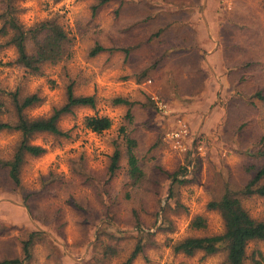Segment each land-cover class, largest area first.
I'll return each instance as SVG.
<instances>
[{"label": "rangeland", "instance_id": "obj_1", "mask_svg": "<svg viewBox=\"0 0 264 264\" xmlns=\"http://www.w3.org/2000/svg\"><path fill=\"white\" fill-rule=\"evenodd\" d=\"M14 3L25 27L56 19L72 40V55L33 74L15 63L16 48L0 35V96L11 109L2 118H14L11 92H37L43 102L27 112L47 116L66 102L70 83L78 95H95L97 105L61 117L67 136L32 138L46 152L27 156L20 188L0 165V259L21 256L23 241L38 230L43 234L23 264H222L224 247L187 255L173 246L223 232L224 219L209 203L240 191L250 167L264 163L257 153L264 149V103L256 97L264 94V0H110L97 8L98 0ZM181 19L190 23V50L169 56ZM98 44L105 50L91 55ZM154 95L168 103L167 112ZM118 96L134 102L132 121L129 106L113 102ZM91 115L110 117L111 127L92 131L85 124ZM182 123L188 133L175 137ZM122 128L137 141L145 171L137 184L127 174ZM20 139L18 131L1 130L0 158H12ZM116 146L121 169L110 178ZM242 203L264 221V197L242 195ZM197 216L206 227L192 226ZM246 264H264V242L249 243Z\"/></svg>", "mask_w": 264, "mask_h": 264}, {"label": "trees", "instance_id": "obj_2", "mask_svg": "<svg viewBox=\"0 0 264 264\" xmlns=\"http://www.w3.org/2000/svg\"><path fill=\"white\" fill-rule=\"evenodd\" d=\"M108 1L110 0H98L95 8ZM1 2L3 9L0 11V35L5 37L3 45H13L16 48L15 63L17 65L26 68L30 73L38 74L41 73L45 64H56L71 57L72 40L56 19L43 20L30 27H25L18 14L20 9L15 6L14 0H1ZM104 50L105 47L98 44L90 53L96 55ZM256 97L264 103L262 92H258ZM10 101L15 115L12 120H4L2 115L6 112L10 113L11 109L8 107V102L0 96V131H18L21 133V139L13 157L10 159L0 158V165L7 170L14 186L20 188L22 185L21 172L27 156L36 157L46 152V148L42 145L32 143V138L43 132L67 136L68 133L63 131L59 125L61 117L72 113L77 107L95 108L97 98L95 95L76 94L74 85L70 83L67 88L66 102L53 108L49 115L38 117H32L27 112L28 108L43 102V97L37 92L22 96L18 91H14L10 93ZM113 102L128 105L127 117L130 121L133 120V101L118 96L113 99ZM85 124L92 131L101 133L111 127L112 119L108 116L91 115L86 117ZM124 128H122V132L125 133L127 174L132 183L137 184L145 178V171L136 153L137 141L129 136ZM257 153L264 158V149ZM122 157L123 152L120 146H116L107 169L110 178L114 177L121 169ZM250 170L252 172L251 179L240 191L231 192L229 190L230 192H227L219 200L209 203V208L220 211L224 219V231L218 234L183 238L174 244L175 252L193 255L197 251H204L211 255L216 254L224 247L226 257L222 264H246L249 243L251 241L264 242V221L254 218L242 203V195L264 197V163L251 166ZM187 172L188 169L184 168L171 173L170 176L176 179L177 175ZM192 226L197 229L206 227L205 219L202 216H197L193 220ZM38 234L43 233L34 230L23 241L21 256L0 259V264H23L30 259L32 244ZM139 251H141L140 243L128 262L136 257Z\"/></svg>", "mask_w": 264, "mask_h": 264}, {"label": "crops", "instance_id": "obj_3", "mask_svg": "<svg viewBox=\"0 0 264 264\" xmlns=\"http://www.w3.org/2000/svg\"><path fill=\"white\" fill-rule=\"evenodd\" d=\"M172 13H174L175 15L179 13V15L181 16L180 10H173ZM178 23L179 26H173L172 28L173 37L171 40L174 45L166 50L168 52L166 54L169 56H171L172 53H177V56H182V54L187 53L190 50V23L184 19L178 20ZM159 36H161V34ZM185 42H187L186 45Z\"/></svg>", "mask_w": 264, "mask_h": 264}, {"label": "built area", "instance_id": "obj_4", "mask_svg": "<svg viewBox=\"0 0 264 264\" xmlns=\"http://www.w3.org/2000/svg\"><path fill=\"white\" fill-rule=\"evenodd\" d=\"M149 82H151V80H149ZM153 100L155 101V103L157 104L159 109H161L164 112L168 111V109H169L168 107L169 106H168V103L165 100H163L162 98H160L159 96H156V95L153 96ZM186 133H188L187 124L186 123H182L181 128L179 129V131L174 133L173 135L175 137H180L181 134H186Z\"/></svg>", "mask_w": 264, "mask_h": 264}]
</instances>
